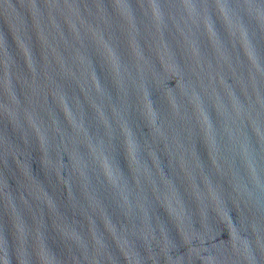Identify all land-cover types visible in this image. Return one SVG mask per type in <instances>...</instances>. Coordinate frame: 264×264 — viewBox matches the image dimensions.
I'll use <instances>...</instances> for the list:
<instances>
[{"label":"water","instance_id":"95a60500","mask_svg":"<svg viewBox=\"0 0 264 264\" xmlns=\"http://www.w3.org/2000/svg\"><path fill=\"white\" fill-rule=\"evenodd\" d=\"M0 264H264V0H0Z\"/></svg>","mask_w":264,"mask_h":264}]
</instances>
